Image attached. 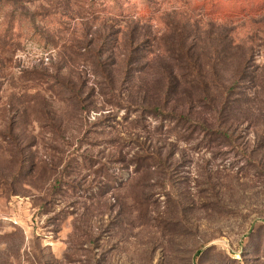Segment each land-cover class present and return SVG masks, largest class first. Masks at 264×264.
I'll return each instance as SVG.
<instances>
[{"label":"rangeland","instance_id":"rangeland-1","mask_svg":"<svg viewBox=\"0 0 264 264\" xmlns=\"http://www.w3.org/2000/svg\"><path fill=\"white\" fill-rule=\"evenodd\" d=\"M0 264H264V0H0Z\"/></svg>","mask_w":264,"mask_h":264},{"label":"trees","instance_id":"trees-1","mask_svg":"<svg viewBox=\"0 0 264 264\" xmlns=\"http://www.w3.org/2000/svg\"><path fill=\"white\" fill-rule=\"evenodd\" d=\"M233 88V87H232ZM155 111V110H154ZM156 112H160L159 110H156ZM170 114V113H169ZM170 115H173V116H176L174 114H170ZM177 117V116H176ZM183 117L182 116H178V119H182ZM203 128V127H202ZM155 155V154H154ZM152 160L154 162H158L161 158L160 156H148V157H135L132 161L134 162V164L137 165V167H142V165L144 163H146L147 160Z\"/></svg>","mask_w":264,"mask_h":264}]
</instances>
